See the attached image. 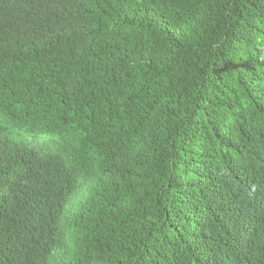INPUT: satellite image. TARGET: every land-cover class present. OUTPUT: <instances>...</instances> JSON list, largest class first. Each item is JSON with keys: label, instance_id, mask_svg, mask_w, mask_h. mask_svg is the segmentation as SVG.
I'll return each instance as SVG.
<instances>
[{"label": "trees", "instance_id": "16d2710c", "mask_svg": "<svg viewBox=\"0 0 264 264\" xmlns=\"http://www.w3.org/2000/svg\"><path fill=\"white\" fill-rule=\"evenodd\" d=\"M0 264H264V0H0Z\"/></svg>", "mask_w": 264, "mask_h": 264}]
</instances>
